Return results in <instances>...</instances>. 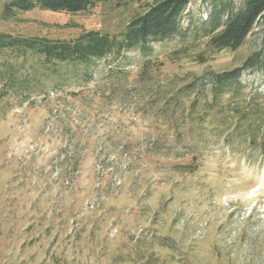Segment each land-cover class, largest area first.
<instances>
[{
	"label": "rangeland",
	"instance_id": "1",
	"mask_svg": "<svg viewBox=\"0 0 264 264\" xmlns=\"http://www.w3.org/2000/svg\"><path fill=\"white\" fill-rule=\"evenodd\" d=\"M5 1L0 32L73 40L119 34L161 0L4 20ZM210 8L191 0L184 26ZM246 40L203 64L172 63L181 44L166 40L154 44L148 70L134 50L98 61L89 84L50 79L0 98V264H264V158L223 137L178 140L167 99L168 88L207 70L240 66L264 47V32ZM243 82L247 98L263 93L264 71Z\"/></svg>",
	"mask_w": 264,
	"mask_h": 264
},
{
	"label": "trees",
	"instance_id": "2",
	"mask_svg": "<svg viewBox=\"0 0 264 264\" xmlns=\"http://www.w3.org/2000/svg\"><path fill=\"white\" fill-rule=\"evenodd\" d=\"M103 1L6 0L1 17L13 18L34 8L53 13H83ZM190 3L191 0H161L115 35L91 30L70 40L0 32V98L11 91L26 94L32 85L36 87L50 79L62 80V84L67 80L89 84L98 61L109 56L119 60L134 50L140 52L145 60L142 66L148 70V56L154 44L166 40L181 44L170 55L172 63L186 59L203 64L206 53H233L253 31L264 32V0H242L239 6L233 0H211L207 18L190 21L185 27L183 21L189 15L186 10ZM29 56L33 61L30 64L25 61ZM248 71H264V47L232 70H207L178 91L168 88L169 113L175 117L170 127L177 139L198 138L199 143L207 146L209 138L223 137L235 150L247 145L250 153L259 151L264 158V92L256 91L247 98L248 86L243 77ZM186 99L188 106L183 102ZM184 165L183 169L194 171L191 164Z\"/></svg>",
	"mask_w": 264,
	"mask_h": 264
}]
</instances>
